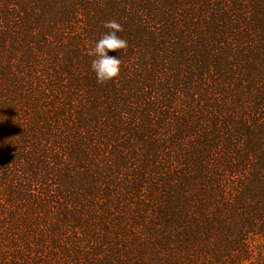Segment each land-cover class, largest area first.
<instances>
[{
  "label": "trees",
  "instance_id": "16d2710c",
  "mask_svg": "<svg viewBox=\"0 0 264 264\" xmlns=\"http://www.w3.org/2000/svg\"><path fill=\"white\" fill-rule=\"evenodd\" d=\"M0 264H264V0H0Z\"/></svg>",
  "mask_w": 264,
  "mask_h": 264
},
{
  "label": "clouds",
  "instance_id": "9594fccd",
  "mask_svg": "<svg viewBox=\"0 0 264 264\" xmlns=\"http://www.w3.org/2000/svg\"><path fill=\"white\" fill-rule=\"evenodd\" d=\"M102 27L104 34L94 42L88 50L91 58L90 71L94 73L96 82L104 84L118 78L121 71V56L127 50L128 44L118 33L123 31L121 24L115 20L105 22ZM118 55H109V53Z\"/></svg>",
  "mask_w": 264,
  "mask_h": 264
}]
</instances>
